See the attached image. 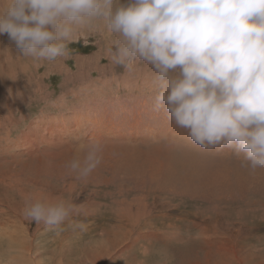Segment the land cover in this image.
<instances>
[{
    "label": "rangeland",
    "instance_id": "374dc122",
    "mask_svg": "<svg viewBox=\"0 0 264 264\" xmlns=\"http://www.w3.org/2000/svg\"><path fill=\"white\" fill-rule=\"evenodd\" d=\"M113 40L88 29L48 61L0 37V264H264V169L154 110L153 69L114 64ZM92 138L102 158L82 178L68 164ZM29 196L75 210L45 226Z\"/></svg>",
    "mask_w": 264,
    "mask_h": 264
},
{
    "label": "clouds",
    "instance_id": "9594fccd",
    "mask_svg": "<svg viewBox=\"0 0 264 264\" xmlns=\"http://www.w3.org/2000/svg\"><path fill=\"white\" fill-rule=\"evenodd\" d=\"M103 28L114 37L111 61L153 69L154 110L201 147L242 154L264 169V0H0V37L25 57L66 56L78 34ZM103 141L86 142L68 167L87 178ZM75 205L26 198V219L64 222Z\"/></svg>",
    "mask_w": 264,
    "mask_h": 264
},
{
    "label": "bare ground",
    "instance_id": "6f19581e",
    "mask_svg": "<svg viewBox=\"0 0 264 264\" xmlns=\"http://www.w3.org/2000/svg\"><path fill=\"white\" fill-rule=\"evenodd\" d=\"M1 50V49H0ZM2 54V53H1ZM19 55H20V53H19ZM20 58H21V56H20ZM4 60H5V58H4ZM10 60H12V59H10ZM28 61V60H27ZM32 61V60H31ZM24 62V61H23ZM2 64V63H1ZM22 65L25 67V69L26 70H28L29 68L28 67H26V66H28L27 65V63H23V64H21V65H19V66H17V67H15L16 69L17 68H20V67H22ZM26 65V66H25ZM24 67H22V71H24L25 69H23ZM34 67V66H33ZM1 68H3L4 69V72L6 71V70H8V67L6 66V65H1ZM37 68V67H36ZM35 69V68H34ZM29 71H30V69H29ZM35 71H37V69H35ZM30 73V72H29ZM32 73H33V71H32ZM36 73V72H35ZM38 74V73H37ZM4 75V73L3 74H0V81L1 82H4V79L2 78V76ZM8 76V77H12V75L11 74H5V76ZM20 75V74H19ZM18 74H17V76H19ZM32 75V74H31ZM37 77H38V75H37ZM5 78V77H4ZM34 78V77H33ZM19 79V78H18ZM14 80H15V77H14ZM16 81H17V79H16ZM19 81V80H18ZM7 82L9 83V82H11V78H9L8 80H7ZM30 83V82H29ZM38 83V80L35 82V85H38L37 84ZM21 84H23V83H21ZM24 85V84H23ZM24 87V86H23ZM6 87H4V86H2L1 88H0V92L1 93H4V89H5ZM8 89V88H7ZM25 89V88H24ZM24 92H26L25 90H24ZM143 109V108H142ZM135 111V110H134ZM91 113V112H90ZM80 123V122H79ZM81 124V123H80ZM86 124V123H85ZM93 129V128H92ZM92 135V134H91ZM27 137H28V135H27Z\"/></svg>",
    "mask_w": 264,
    "mask_h": 264
}]
</instances>
